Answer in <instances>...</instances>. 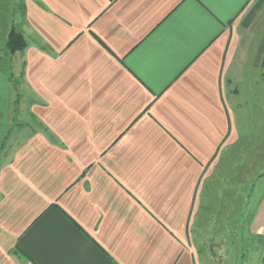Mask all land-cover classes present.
I'll list each match as a JSON object with an SVG mask.
<instances>
[{"label": "crops", "instance_id": "crops-1", "mask_svg": "<svg viewBox=\"0 0 264 264\" xmlns=\"http://www.w3.org/2000/svg\"><path fill=\"white\" fill-rule=\"evenodd\" d=\"M17 7L34 131L0 166V264H244L251 234L264 264V0Z\"/></svg>", "mask_w": 264, "mask_h": 264}, {"label": "rangeland", "instance_id": "rangeland-1", "mask_svg": "<svg viewBox=\"0 0 264 264\" xmlns=\"http://www.w3.org/2000/svg\"><path fill=\"white\" fill-rule=\"evenodd\" d=\"M6 13L7 17L2 18V13ZM19 12L17 7V0H0V134H5L9 122L10 124V138L5 144L4 152L0 158V166L8 160L7 153L10 156L18 142L19 133L26 135V137L33 135L34 131V111H33V96L29 87L24 83V79L18 75L24 73L26 65L22 55H15L12 57L8 54V49L5 46L7 36V27L12 29L11 22L17 17H13ZM5 16V14H4ZM8 19V21H6ZM11 20V22H10ZM18 27V26H17ZM26 124V126H25ZM259 147V150H256ZM262 144L250 145L251 155L256 156L255 151H262ZM6 152V154H5ZM255 152V153H253ZM264 162V158L262 160ZM251 162H258L256 158L251 157ZM261 162V161H260ZM259 169L262 170L261 166ZM253 231L251 230V233ZM259 240V239H258ZM254 239L251 234L250 241L244 240V255L242 261L244 264H256L258 259L259 241ZM261 241V240H260ZM247 242L249 249H246ZM236 258V257H235ZM239 261L241 257H238Z\"/></svg>", "mask_w": 264, "mask_h": 264}, {"label": "trees", "instance_id": "trees-1", "mask_svg": "<svg viewBox=\"0 0 264 264\" xmlns=\"http://www.w3.org/2000/svg\"><path fill=\"white\" fill-rule=\"evenodd\" d=\"M26 47L27 43L23 35L17 32L15 29H12L8 37V48L11 54L23 51Z\"/></svg>", "mask_w": 264, "mask_h": 264}]
</instances>
